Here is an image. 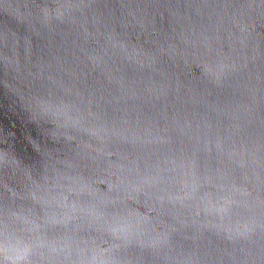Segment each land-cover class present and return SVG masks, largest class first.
I'll use <instances>...</instances> for the list:
<instances>
[{"label":"water","instance_id":"water-1","mask_svg":"<svg viewBox=\"0 0 264 264\" xmlns=\"http://www.w3.org/2000/svg\"><path fill=\"white\" fill-rule=\"evenodd\" d=\"M0 264H264V0H0Z\"/></svg>","mask_w":264,"mask_h":264}]
</instances>
